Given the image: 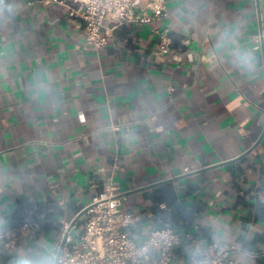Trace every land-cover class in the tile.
Listing matches in <instances>:
<instances>
[{"label":"crops","instance_id":"0c3cea01","mask_svg":"<svg viewBox=\"0 0 264 264\" xmlns=\"http://www.w3.org/2000/svg\"><path fill=\"white\" fill-rule=\"evenodd\" d=\"M167 9L164 23L119 28L98 56L64 7L0 0V230L40 223L2 264H46V238L111 179L141 217L135 233L170 222L204 246L264 250V0Z\"/></svg>","mask_w":264,"mask_h":264},{"label":"built area","instance_id":"2783aa9c","mask_svg":"<svg viewBox=\"0 0 264 264\" xmlns=\"http://www.w3.org/2000/svg\"><path fill=\"white\" fill-rule=\"evenodd\" d=\"M41 1L60 5L69 16L83 21L87 47L98 56L122 26H150L169 17L167 0H146V10L138 0ZM152 33L159 40L158 54H169L173 42L170 31L157 28ZM263 41L262 32L257 42ZM112 129L117 131L119 127L112 125ZM128 203L126 193L111 179L106 190L83 209L86 212L78 222L64 223L49 255L52 264H246L238 261L237 253L245 252L252 258L264 256V250L250 253L218 242L204 246L190 230L178 233L170 222L158 230L135 233L141 217L126 209ZM39 226L28 214L14 228L0 230V264L5 253L17 255L24 241L34 239ZM181 245L185 247L184 257L177 253Z\"/></svg>","mask_w":264,"mask_h":264},{"label":"rangeland","instance_id":"374dc122","mask_svg":"<svg viewBox=\"0 0 264 264\" xmlns=\"http://www.w3.org/2000/svg\"><path fill=\"white\" fill-rule=\"evenodd\" d=\"M44 243H45L44 245L45 250L43 253L42 262L46 264H52V260L49 258V253L51 252V249L54 247L56 242L54 239L46 238Z\"/></svg>","mask_w":264,"mask_h":264},{"label":"water","instance_id":"95a60500","mask_svg":"<svg viewBox=\"0 0 264 264\" xmlns=\"http://www.w3.org/2000/svg\"><path fill=\"white\" fill-rule=\"evenodd\" d=\"M164 183H167V182H161V183L156 184V185H161V184H164ZM85 212H86V209H85V210H82V211L77 215V217L73 220L72 225H74L76 222H78V221L84 216Z\"/></svg>","mask_w":264,"mask_h":264},{"label":"clouds","instance_id":"9594fccd","mask_svg":"<svg viewBox=\"0 0 264 264\" xmlns=\"http://www.w3.org/2000/svg\"><path fill=\"white\" fill-rule=\"evenodd\" d=\"M20 264H32V261L25 259V260H22Z\"/></svg>","mask_w":264,"mask_h":264}]
</instances>
